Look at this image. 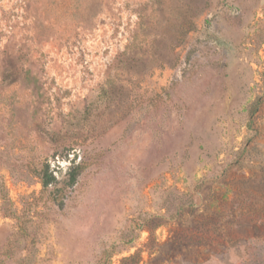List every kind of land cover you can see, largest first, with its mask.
Masks as SVG:
<instances>
[{
	"label": "rangeland",
	"instance_id": "obj_1",
	"mask_svg": "<svg viewBox=\"0 0 264 264\" xmlns=\"http://www.w3.org/2000/svg\"><path fill=\"white\" fill-rule=\"evenodd\" d=\"M1 193L0 264H264V0H0Z\"/></svg>",
	"mask_w": 264,
	"mask_h": 264
},
{
	"label": "trees",
	"instance_id": "obj_2",
	"mask_svg": "<svg viewBox=\"0 0 264 264\" xmlns=\"http://www.w3.org/2000/svg\"><path fill=\"white\" fill-rule=\"evenodd\" d=\"M41 181H40V183H41V185H42V190L44 191V190H46L50 185H52L53 184V182H54V177L52 176V175H47L46 173H44L43 175H41ZM76 180V177H75V175L74 176H72V183L74 182ZM1 200H5V195L4 194H2L1 193Z\"/></svg>",
	"mask_w": 264,
	"mask_h": 264
}]
</instances>
